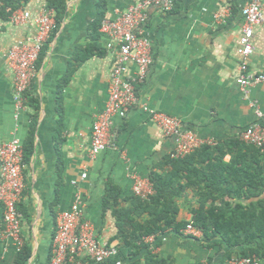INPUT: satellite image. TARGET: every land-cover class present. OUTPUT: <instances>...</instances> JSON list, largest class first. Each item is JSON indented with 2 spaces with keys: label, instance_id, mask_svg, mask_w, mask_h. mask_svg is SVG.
Here are the masks:
<instances>
[{
  "label": "crops",
  "instance_id": "0c3cea01",
  "mask_svg": "<svg viewBox=\"0 0 264 264\" xmlns=\"http://www.w3.org/2000/svg\"><path fill=\"white\" fill-rule=\"evenodd\" d=\"M135 1L107 0V14ZM247 2L233 0L224 19L218 17L224 14L225 0H183L175 10L148 11L146 33L153 61L145 79L135 85L136 103L129 107L124 119H114L106 149L91 159V129L108 99L114 56L106 50L101 36L105 54L81 63L67 85L61 87L78 49L88 40L89 26L96 14L95 0H66V15L43 46L28 89L39 101V110L34 151L22 170L24 189L17 205L21 236L31 249L27 264H47L55 216L76 201L93 223L98 239L109 243L117 228L110 210H102L106 184L118 186L123 199L132 195L134 177L146 179L151 172L171 169L165 162L174 146L173 137L163 135L150 119L148 109L176 116L183 129L214 139L215 145L222 143L226 153L220 158L221 169L233 158L241 160L242 165L252 163L251 152L225 145L258 121L253 101L264 112V81L249 85L245 93L236 81L240 74L237 48L243 26L241 9ZM43 5L45 0H28L22 8L37 13ZM28 33L33 29L0 19V144L14 135L24 142L28 135L33 110L25 104L23 110L16 111L13 74L6 59L12 43ZM252 44L248 71L264 74V19L254 26ZM134 72L135 66L130 65L128 73ZM83 172L86 178L78 180ZM183 185L182 181L178 184L175 220L192 223L191 209L199 208V204L194 190L183 189ZM1 218L0 204V228ZM145 241L151 252L171 258L172 264H228L244 249L218 236L206 239L201 230L197 235L185 228L175 233L171 226ZM111 243L117 246L118 240ZM16 254L11 244L0 239V264H16ZM77 261L90 264L84 259Z\"/></svg>",
  "mask_w": 264,
  "mask_h": 264
},
{
  "label": "built area",
  "instance_id": "2783aa9c",
  "mask_svg": "<svg viewBox=\"0 0 264 264\" xmlns=\"http://www.w3.org/2000/svg\"><path fill=\"white\" fill-rule=\"evenodd\" d=\"M233 0H225L222 15L224 19L230 11ZM172 0H137L124 8H114L101 21L99 32L105 38V48L114 56L109 75L108 99L104 109L96 115L91 129L89 157L94 159L104 151L109 143L110 128L115 118L124 119L129 107L136 103V83L142 82L153 61L151 41L146 33V23L151 8L170 11ZM243 26L239 36L237 54L239 56L240 74L237 84L242 92L254 83L264 81V74L248 71V59L253 52L252 37L254 26L264 19L263 1L248 0L241 9ZM53 9L45 5L33 13L25 8L14 10L7 21L16 27L32 28L33 33L16 39L6 52L7 66L13 74V101L16 111L25 107V93L36 74V63L43 46L53 32L56 21ZM135 66L134 75H130L129 66ZM257 122L239 133L238 139L243 143L264 149V112L253 101ZM146 109V108H145ZM150 119L156 123L166 137H173L174 146L169 157L183 159L202 145H215L214 139L201 138L190 130L182 128L181 120L162 111L148 109ZM23 142L13 136L0 144V204L2 218L0 239L11 244L15 253L24 245L21 236V216L17 205L24 189L22 181ZM86 172L78 180L85 179ZM73 181V180H72ZM76 185V181L72 182ZM154 193L149 178L134 177L132 194L147 200ZM191 235L200 230L192 223L185 227ZM116 244L98 239L93 223L83 214L79 201L69 209L58 212L55 216V228L47 264H78L85 259L103 262L116 254ZM256 255L235 257L228 264H261Z\"/></svg>",
  "mask_w": 264,
  "mask_h": 264
},
{
  "label": "trees",
  "instance_id": "16d2710c",
  "mask_svg": "<svg viewBox=\"0 0 264 264\" xmlns=\"http://www.w3.org/2000/svg\"><path fill=\"white\" fill-rule=\"evenodd\" d=\"M181 1L172 0V10L177 9ZM27 2L0 0V19L7 21L14 10ZM45 6L54 10L57 30L66 15V0H45ZM95 8L96 14L89 26L88 40L78 49L75 63L71 62L61 87L67 85L81 63L93 56L101 57L105 54L100 43L102 35L99 28L107 14V0H95ZM25 97V104L33 110L28 135L23 142V163L27 164L34 151L39 101L28 91ZM230 144L251 152L252 163L242 165L241 160L233 158L230 164H224L221 169L220 158L226 153L223 144L202 145L183 159L167 157L165 163L170 166V170L151 172L149 182L153 185L154 193L147 200L133 194L120 199V188L111 182L107 183L102 197V210H110L115 219L117 232L109 243L118 240L117 251L103 262L86 261L90 264H172L171 258L151 252L145 238L163 233L170 226L173 232L180 233L190 222L175 220L179 210L176 200L179 196L178 184L182 181L183 189L194 190L199 208L191 209L192 224L201 230L204 238L218 236L227 244L242 245L244 249L240 257L256 255L264 262V149L244 145L238 138L225 143L226 146ZM237 163L241 166L238 167L240 164ZM224 184H227L226 187H222ZM30 255V247L24 244L16 254L15 263L27 264Z\"/></svg>",
  "mask_w": 264,
  "mask_h": 264
}]
</instances>
